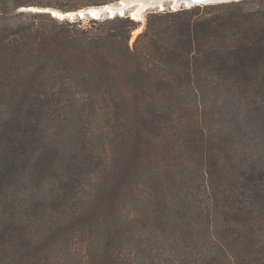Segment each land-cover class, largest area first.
<instances>
[{
  "label": "trees",
  "instance_id": "1",
  "mask_svg": "<svg viewBox=\"0 0 264 264\" xmlns=\"http://www.w3.org/2000/svg\"><path fill=\"white\" fill-rule=\"evenodd\" d=\"M0 3V264H148L134 223L179 244L153 264H264V0L149 14L133 44L129 16L17 24L32 3ZM95 205L113 223L75 262L61 237Z\"/></svg>",
  "mask_w": 264,
  "mask_h": 264
},
{
  "label": "rangeland",
  "instance_id": "2",
  "mask_svg": "<svg viewBox=\"0 0 264 264\" xmlns=\"http://www.w3.org/2000/svg\"><path fill=\"white\" fill-rule=\"evenodd\" d=\"M29 1L32 4L28 6L26 5L24 7H20L19 9L16 10L14 16H12L14 23L21 24V23L28 22L29 19L26 17V15H36L41 12L45 15H48V14L51 15V17H53L54 19L60 22L65 21V20L74 21L76 20V18L71 19L66 16L58 17V15L54 16V13L52 14V12H47V11L51 10V11L60 12L66 15L65 13H72V12L80 11L82 9H89V8L97 7V5L95 4L99 3L98 1H101V0H29ZM14 4L15 2L11 3L10 6H13ZM1 6H3L2 3H0V7ZM74 6L78 8L76 10H65V11L63 10V9H70ZM166 11H173V10H166ZM22 13L25 15H23ZM154 13H162V12L156 10L155 8L148 9V11H146L144 14L143 20H137L128 14L126 15V16H129L131 19H134L136 23L138 24V28L132 33V38H131L132 44L134 43V41H136L137 37L142 32H144V30L146 29L149 14H154ZM78 19L85 21V23H88L90 20L94 18L88 17V18H78ZM101 19H104V18H100V20ZM11 21H12L11 19L10 20L7 19L6 23H11ZM0 24L2 25L4 24V22ZM62 120H64V122L60 126H56L54 128L55 130H57V128L59 129V136L57 138L59 140V143L63 142L64 139H67L68 131H71V130L74 132L78 131L79 127L83 123L82 121H76V120H73V118H69V117L62 118ZM73 138L75 141V137ZM60 148L61 150H63V146H61ZM74 154L75 153L73 152L71 155H74ZM21 190H23V188ZM38 201L39 199L36 200V203ZM90 216L91 217L89 220H91V222H89V224L90 223L91 224L89 226L86 224V228L84 229L82 233L78 234L75 231L69 229L72 231L73 235H77V236L73 238H69L66 234L65 237H61V244L59 245L58 250L60 249V251L64 253L73 251L72 259L75 262H78L81 260L80 255L82 253V249L80 247L88 250L89 247L91 246L89 244L88 238L90 237V234L93 233V230L97 229L96 228L97 221L99 219H102L105 224L113 223L111 207L105 208V211H103L99 207V205H95L91 208ZM68 225H73V223H68ZM132 226L134 228L132 229L130 234L132 235L133 239L128 241L129 235L125 237L124 248L127 254L135 257L136 259H142L143 260L142 263L147 262L148 264H153V262H158L159 261L158 257H163L167 259L169 256L177 254V251L179 248V244L177 242L174 243V241L172 240L166 241L164 237H160L161 239L164 240V243L163 244L160 243L161 245H158L153 240L156 236L153 231H151L150 229H143L142 227H140L142 225L138 223H134ZM34 230L43 231V227L35 228ZM65 231L66 229L63 232ZM97 242H99L100 245L102 244L100 240L98 239L95 240L93 243L92 250H94V247L97 245ZM39 246L40 244L35 246V250ZM112 252L115 253L116 250ZM154 253H159V254L153 255ZM73 264H76V263H73Z\"/></svg>",
  "mask_w": 264,
  "mask_h": 264
},
{
  "label": "water",
  "instance_id": "3",
  "mask_svg": "<svg viewBox=\"0 0 264 264\" xmlns=\"http://www.w3.org/2000/svg\"><path fill=\"white\" fill-rule=\"evenodd\" d=\"M234 1H240V0H204V2H197V0H119L117 2L110 3V4H114L115 6L107 7L109 6V4H105V6L102 5L103 7L98 6L99 8L97 9H82L80 11L73 13H65L66 14L65 16L71 19L88 18V17L94 19H100L106 17L114 18L116 16H126L128 14L133 17L134 12H131V10H133L135 7L139 6L140 4L154 5L155 7L158 6L159 8H155V9L160 12H163L166 10L177 11L181 9L192 8L195 6L229 3ZM163 3H166L164 8H162ZM174 7H176L177 9H175ZM47 12H52V11L50 10Z\"/></svg>",
  "mask_w": 264,
  "mask_h": 264
},
{
  "label": "bare ground",
  "instance_id": "4",
  "mask_svg": "<svg viewBox=\"0 0 264 264\" xmlns=\"http://www.w3.org/2000/svg\"><path fill=\"white\" fill-rule=\"evenodd\" d=\"M166 3H163L162 4V8H164ZM170 4V3H169ZM105 6V5H104ZM111 6H115L114 4H109V6L107 7H111ZM103 7V6H101ZM99 8L98 6L97 7H94V8H89V9H97ZM154 8H159L158 6L155 7L154 5H148V4H140L139 6L135 7L133 10H131V12H134L133 13V17L137 20H143L144 19V14L145 12L148 10V9H154ZM175 9H177L176 7H174ZM137 9V10H136ZM54 13V16L55 15H58V17H61V16H65L64 14L60 13V12H55V11H52ZM73 13V12H72ZM64 18V17H63Z\"/></svg>",
  "mask_w": 264,
  "mask_h": 264
},
{
  "label": "snow or ice",
  "instance_id": "5",
  "mask_svg": "<svg viewBox=\"0 0 264 264\" xmlns=\"http://www.w3.org/2000/svg\"><path fill=\"white\" fill-rule=\"evenodd\" d=\"M197 2H204V0H197Z\"/></svg>",
  "mask_w": 264,
  "mask_h": 264
}]
</instances>
